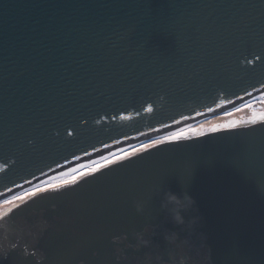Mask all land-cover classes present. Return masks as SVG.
<instances>
[{"label": "water", "instance_id": "water-1", "mask_svg": "<svg viewBox=\"0 0 264 264\" xmlns=\"http://www.w3.org/2000/svg\"><path fill=\"white\" fill-rule=\"evenodd\" d=\"M263 91L264 0H0V197ZM127 153L3 207L0 264H264V122ZM161 188L195 201L194 233Z\"/></svg>", "mask_w": 264, "mask_h": 264}, {"label": "rangeland", "instance_id": "rangeland-1", "mask_svg": "<svg viewBox=\"0 0 264 264\" xmlns=\"http://www.w3.org/2000/svg\"><path fill=\"white\" fill-rule=\"evenodd\" d=\"M262 94H264V93L258 94V96L253 95L252 100H254L256 98H258V99L255 101L249 100V102L243 104L244 106L238 108L239 110L236 109L232 112H226V113L218 114L215 116L206 117L204 119L197 120V121L190 123V124H188V123L183 124L182 126L177 127L176 130H174V129L171 130L170 134L166 135V137L171 136L173 133H185L186 132L187 133L186 136H184L182 138V139H184V138H189V137H193V136H198L195 134L196 131H199V135H201V134H205L208 132H212L213 128H215L216 130H219V129H225V128H232V127H228V126L233 125V124H235V127H238V126L251 125V124L261 122L260 116H261V114H264V95H262ZM156 139H157V137H156ZM157 140H159V139H157ZM161 140L166 141L165 139H161ZM155 141L156 140L154 138H152L150 140L147 139L146 143H143L142 145H139L135 148L126 150V152H123L121 149L120 151L116 152L115 156L121 155V154H124L127 152H131V151H134L137 149H141L144 145H152L155 143ZM108 158H110V157H108ZM96 161H94V160H92L90 162L84 161L81 164V166L88 167V166L94 164V162H96ZM99 161H101V160H99ZM63 167H65V166H63ZM63 167H62V169H63ZM77 167H79V166L75 165V166H70L68 168L66 167L65 169L61 170V172L59 174H57L58 173L57 172L54 175L49 176L48 180L53 181L56 178L64 177L65 173L71 174L72 169L80 170L81 167H79V168H77ZM36 184H34L33 186L30 185L31 187L27 186V187L23 188V190L27 189V192L29 190L31 191L32 188L38 186V184L37 185ZM21 190L22 189H18L15 191L14 194L2 198L1 199L2 202L0 203V210L7 205V204H5V201H8L11 198H13ZM7 198H9V199L7 200ZM12 200H14V199H12Z\"/></svg>", "mask_w": 264, "mask_h": 264}, {"label": "snow or ice", "instance_id": "snow-or-ice-1", "mask_svg": "<svg viewBox=\"0 0 264 264\" xmlns=\"http://www.w3.org/2000/svg\"><path fill=\"white\" fill-rule=\"evenodd\" d=\"M257 59L259 60L260 56H257ZM249 63H251V61H249ZM260 120L262 122H264V114H261ZM228 127H235V124L230 125ZM212 131L215 132L216 129L213 128ZM186 134H187L186 132L185 133H173L171 136L166 137L164 139L167 141H171V142H177V141H180L184 136H186ZM195 134L199 135V131H196ZM69 135H71V133H69ZM162 143H164V140H160V141L155 142V144H162ZM150 147H152V145H144L141 149H137L135 151L142 152V151L147 150ZM133 154L134 153H124V154L119 155V156L114 155L113 158L103 157L101 159L100 163L95 164L94 166H92L90 168H87V170H85V166H81L80 170L72 169L71 174H68V173L64 174V178L62 179L61 182L50 183V184H46V185H41L39 187H35L31 191L26 192L23 196H17V197H15L14 200L5 201V204L11 205V204H14L15 201H25V200H28L29 198H36L37 196H42L46 193L59 192L63 189L70 188L74 185H77L78 182L83 177L92 176L95 173L99 172L101 169L108 168L109 166L116 164L119 161H123ZM10 212H12L11 208L8 209V212L0 213V216H7L8 213H10ZM9 256L12 257V261L15 259L14 253H8V255L6 257L0 256V261H3L5 258H7Z\"/></svg>", "mask_w": 264, "mask_h": 264}, {"label": "clouds", "instance_id": "clouds-1", "mask_svg": "<svg viewBox=\"0 0 264 264\" xmlns=\"http://www.w3.org/2000/svg\"><path fill=\"white\" fill-rule=\"evenodd\" d=\"M156 195L159 197L161 212L165 214L167 220L172 224L180 227V229L186 227L190 233H194L201 226L202 218L195 207V201L187 193L177 195L161 188ZM140 210L141 207L138 205L137 211ZM185 216H188L187 220ZM165 239H168V237L165 236ZM138 243L147 247L149 241L138 239Z\"/></svg>", "mask_w": 264, "mask_h": 264}, {"label": "bare ground", "instance_id": "bare-ground-1", "mask_svg": "<svg viewBox=\"0 0 264 264\" xmlns=\"http://www.w3.org/2000/svg\"><path fill=\"white\" fill-rule=\"evenodd\" d=\"M264 92V91H263ZM256 94H258V93H256ZM258 96V95H257ZM260 97V96H259ZM258 98H256V99H254V100H252V101H255V100H257ZM251 101V100H250ZM249 102V101H248ZM242 107V106H241ZM238 109V108H237ZM226 111H227V109H224V110H222L221 111V113H226ZM227 112H229V111H227ZM96 158H94V159H91V157L89 158V162L90 161H92V160H95ZM83 162H78V161H76V162H74V163H70V164H68L67 166H65V167H63V169H65L66 167L68 168V167H70V166H75V165H78L79 167H81V164H82ZM79 167H77V168H79ZM62 168L61 169H58V170H56V171H52V173H50V174H48L47 176H46V178H44L43 180H41V181H38L37 182V184H38V186H36V187H39V186H41V185H46V184H50V183H52V182H54V181H56V180H59V179H61V178H63V177H60V178H56L55 180H51V181H49L48 179H49V176H51V175H54L55 173H57V174H59L60 172H61V170H63ZM35 188V187H34ZM33 189V188H32ZM31 189V190H32ZM30 191V190H29ZM25 192H27V189H22L18 194H16L13 198H11L10 200H12V199H15V197H17V196H22ZM4 198V197H3ZM9 198H7V200H8ZM2 201H1V197H0V203H1Z\"/></svg>", "mask_w": 264, "mask_h": 264}, {"label": "trees", "instance_id": "trees-1", "mask_svg": "<svg viewBox=\"0 0 264 264\" xmlns=\"http://www.w3.org/2000/svg\"><path fill=\"white\" fill-rule=\"evenodd\" d=\"M18 203V202H17Z\"/></svg>", "mask_w": 264, "mask_h": 264}]
</instances>
